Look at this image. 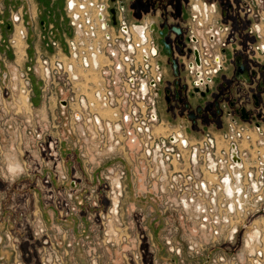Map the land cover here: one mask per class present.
<instances>
[{
    "label": "built area",
    "instance_id": "2783aa9c",
    "mask_svg": "<svg viewBox=\"0 0 264 264\" xmlns=\"http://www.w3.org/2000/svg\"><path fill=\"white\" fill-rule=\"evenodd\" d=\"M253 1L256 7L262 2ZM222 4L195 0L192 5L200 35L192 26L188 70L200 90L211 86L224 67L230 25L221 22L223 14L222 19L215 16L222 13ZM233 5L239 13L245 9L251 20V4L245 1L241 9ZM75 7V0H68L67 9L74 11ZM116 8L114 23L111 4L103 0L79 3V13L74 12L71 19L75 35L68 42L67 59L44 54L37 59L35 70L42 82L58 80L55 104L67 108L68 115L63 126L67 132L61 134L53 113L52 123L43 133L41 161L31 175L37 180V190L47 194L59 220L101 207L104 197L112 200L109 210H117L128 177L126 165L136 160L146 174L145 192L154 196L162 214L176 215L190 227L187 238H176L177 226L175 230L168 226L163 236L166 247L180 256L183 264L200 260L212 247L224 250L212 258L214 264H264V122L244 125L234 120L223 133L208 132L196 140L175 127L159 131L157 127L166 124L158 105L154 21L128 24L121 14L122 4L117 3ZM256 16L258 21L248 29L254 41H248L245 49L250 70L263 64L259 58L264 55V40L256 46L254 42L257 36H264V15L258 10ZM10 24L16 29L9 40L13 48L18 44L17 26L22 27L20 40L28 39L24 12L13 15ZM254 58L260 65L250 62ZM23 77L21 92L30 102L29 73ZM64 146L73 153L63 156ZM34 194L29 193V198ZM30 225L33 237L42 241L39 263L52 264L47 245L55 248V244L44 238L46 223L33 217ZM185 246L187 257L183 255Z\"/></svg>",
    "mask_w": 264,
    "mask_h": 264
},
{
    "label": "rangeland",
    "instance_id": "374dc122",
    "mask_svg": "<svg viewBox=\"0 0 264 264\" xmlns=\"http://www.w3.org/2000/svg\"><path fill=\"white\" fill-rule=\"evenodd\" d=\"M103 1L111 4L112 7L113 2L116 5L123 2L125 7L122 5L124 10L121 14L128 24L146 19L153 20L157 26L154 31L152 30V37L157 46L163 42V36L159 35L161 34L159 25L163 21H167L170 25H183L187 35H191L192 26H194L196 33L200 35L193 17L192 5L195 0H178L176 4L174 3L176 0H164V4L146 6L142 2L136 3L137 0ZM211 1L226 5L230 0ZM232 1L239 8L245 4V1L248 2V6L251 4L254 13L251 14L253 18L250 16V20L245 12L246 16L241 20L237 16L245 15V9H242L240 13L239 10H233L234 15H237L235 17L236 27L228 37L230 42L226 43L227 55L224 67L216 73L214 83L208 86L210 94L207 99L222 94L223 114L212 123L193 124L184 105V101L195 105L204 100L198 94L201 90L194 86L188 70L192 39H189L187 44L183 41V47L176 50L165 51L166 48L162 46L153 50L155 54L153 60H156L159 71L157 88L159 89L158 105L161 116L168 129L175 127L185 130L193 140L202 138L208 132H212L213 135L223 133L228 128L229 122L234 120L244 125L252 124L253 121L261 124L264 122L251 98L241 102L236 100L235 106L240 105L239 108H243L242 116L228 111L231 99L238 98L241 93L240 81L233 80L234 58L243 55L244 60L248 59L249 54L245 49H247L248 41H254L251 37L254 35L249 34L248 29L253 22L258 21V15L256 16L258 10L264 15V0L257 7L253 0ZM67 2L68 0H0V17L4 20L3 24L0 23V35L2 34L0 36V87L2 91L0 95V264H40L39 249L42 248V241L33 237L30 225L33 217L43 218L48 229L44 238L48 237L50 242L53 241L55 244V248L47 245V253L52 255V264L55 262L56 264H183L181 257L166 247L163 236L168 226L173 229L177 226L179 227L177 232L174 231L176 238H187L190 227L176 215L165 217L154 196L145 192L147 191L146 174L139 161L133 160L134 164L126 165L129 172L124 183V195L120 199V207L117 210H109V207L113 205L112 200L104 197L101 207L81 210L66 220L58 219L51 204L47 202V194L37 190V180L31 177L37 171V161H41L43 133L49 129L53 113L58 119L61 134L67 132V126L63 127L64 123L68 122L67 108L61 107L59 102L55 104V85H58V80L44 84L40 74L35 70L39 64L37 59L39 60L41 56L43 58V54L51 59H55V56L61 57L63 61L67 59L68 42L75 35V26L71 19H73L74 12L79 13V3H85V0H75L74 11L67 9ZM23 12L29 38L23 43L22 48H25L26 52L23 58H20L15 54L17 46L12 48L9 45V40L15 36L16 29L14 27L7 30L5 23L10 22L13 15ZM163 12L167 17L163 16ZM216 14L215 16L221 18V12ZM183 15V21H180ZM42 18L49 20L47 29L42 27ZM224 21L221 20L222 23ZM170 34L172 37L176 35L175 32ZM256 40L255 46L264 40V36H257ZM261 57L259 59L264 66V55ZM250 62L260 65L255 58ZM259 68L260 66H257V70ZM177 71L181 74L178 78L180 85L184 87L185 83L188 87L186 95L183 94L182 103L178 101L174 93H171L176 87L175 74ZM27 72L31 79L32 90L30 102L25 103L23 101L25 94L21 91L24 87L23 76ZM254 76L257 74H253ZM259 76L261 79H257L256 82L251 76L249 81H245L243 87L249 88L252 92L256 91L257 83L264 80V73ZM224 80H230L229 84L232 83L235 87V89L231 87L234 96L230 100V97L225 96L226 90L222 92L221 89ZM56 88L59 91V86ZM168 89L173 97L170 104L166 98ZM259 98L262 100L258 108L262 112L264 95ZM70 153L73 151L67 150L64 146L61 154L67 157ZM17 164L20 168L12 171L10 167H17ZM99 170L101 169H98L96 174ZM38 184L39 187L44 188L41 182ZM29 193H35V196L29 198ZM184 248L183 255L187 257V246ZM52 249L55 251L53 252ZM223 251L219 247L209 248L205 251L203 258L190 261V263L214 264L212 258ZM56 255L59 257L58 262Z\"/></svg>",
    "mask_w": 264,
    "mask_h": 264
},
{
    "label": "flooded vegetation",
    "instance_id": "af4514ba",
    "mask_svg": "<svg viewBox=\"0 0 264 264\" xmlns=\"http://www.w3.org/2000/svg\"><path fill=\"white\" fill-rule=\"evenodd\" d=\"M123 1V0H122ZM178 0L174 1V3L176 4ZM180 1V0H179ZM148 3L149 5H153V4H164V0H137L136 3ZM122 5L125 7V4H123V2H121ZM234 2L232 0H230L226 5H223V10H222V14H223V19H225V21L230 25L229 29V33L231 34L234 27H236V16L237 15H234V12H233V7H234ZM162 8V6H161ZM39 12H41V10L39 9ZM163 16L167 17L166 14L163 12ZM230 16V18H228ZM239 17L241 20H242V17L241 16H237ZM183 18H184V15L183 17L181 18L180 21H183ZM235 18V19H234ZM238 18V19H239ZM233 22V23H232ZM2 23H4V21H2ZM41 24H42V27L44 29H47L48 28V19H44L42 18L41 19ZM5 26H6V29L7 30H11V24L10 22H6L5 23ZM156 26L155 23L153 22L152 24V30L154 31L156 29ZM184 26L183 25H170L167 23V21H163L161 23V25H159V30L161 32V34H159L161 37L163 36V42L160 43L158 45V48L159 46H162L165 47V51L167 50H176L177 48H182L183 45H182V42L184 41L185 44H187L189 42V39H191V37L189 35L186 34V29L185 27L183 28ZM171 32H175L176 35L175 37H172L171 36ZM262 32L264 33V30L262 29ZM1 36V35H0ZM171 36V37H170ZM29 38V37H28ZM155 41V40H154ZM192 41V40H191ZM244 56L243 55H239V56H236V58H234V79L233 80H238L240 81L239 83V86L241 87V93H240V96L238 98H233L231 99L234 95H233V92L231 91V87H234V85L232 83L229 84V81L227 80H224L222 82V92L223 90L225 91V96L227 98H229V100L231 99V104L229 105L230 106V109H228V111L230 113H235L237 115H243L242 113V109L239 108V107L236 105L235 106V103H236V100H240L241 101H244L245 99L247 100H251L255 102V106H256V109L259 110L258 108V105L260 104L262 98H259V96L261 97L262 96V92L264 91V80H261L259 81V83H257V90L256 91H253L250 90L249 88L247 87H243V84L246 83L245 81H249L251 76L253 78V81L256 82V79H261L260 76H254L253 77V74H262L264 73V66L262 65L258 70L257 69H253V70H250V66L248 65V61L247 60H244ZM173 59V58H172ZM239 67H245V69L247 70V74L243 73L242 71L239 70ZM261 71H263L262 73H260ZM232 72V71H231ZM177 74H175L176 76V81H175V90L174 91H171V93H174L175 97L178 99V101H183V94L187 91L188 87L187 85L184 83V87L180 85V80L178 78H180L181 74L179 71L176 72ZM263 90V91H262ZM195 93V91H193ZM201 93H198L201 95V98H203L204 100L202 102H199L195 105H191L188 101H184V105H185V109L188 111V117L190 120H192L193 124L195 125H199L201 122H204V124H207V123H212V121H214L215 119H217L218 117H221L222 114H223V111H222V94L218 95V96H214V97H210L209 99H207V97L209 96L210 94V88L207 87L206 90L204 91H200ZM170 93V89L167 90V93H166V98L168 99L169 101V104L172 103V95L169 94ZM259 96H258V95ZM186 95V93H185ZM183 98V99H182ZM229 102V101H228ZM182 103V102H181ZM264 105V104H263ZM228 106L226 105V108ZM259 114H260V117H264V112H263V108H262V112L259 110L258 111ZM262 114V115H261ZM199 123V124H198ZM13 169V168H11Z\"/></svg>",
    "mask_w": 264,
    "mask_h": 264
},
{
    "label": "bare ground",
    "instance_id": "6f19581e",
    "mask_svg": "<svg viewBox=\"0 0 264 264\" xmlns=\"http://www.w3.org/2000/svg\"><path fill=\"white\" fill-rule=\"evenodd\" d=\"M137 30H139V29L137 28ZM17 31H18L17 32V36H19V38L17 39L18 40V44H17V47H18L17 54H18V57L22 58V56L24 54V50L22 48V43L23 42L20 40V35H21L22 27L21 26H17ZM135 34H136V37H137L138 36V31H135ZM0 94H1V87H0ZM23 101L25 103H27L26 96L24 97ZM106 113L107 114H110L109 111H107ZM164 127H167V126H165L164 124H161L160 126L157 127V129L159 131H163ZM11 168H13V169H11ZM17 168H20V165L17 164V167H13V166L10 167V169L12 171H15Z\"/></svg>",
    "mask_w": 264,
    "mask_h": 264
},
{
    "label": "water",
    "instance_id": "95a60500",
    "mask_svg": "<svg viewBox=\"0 0 264 264\" xmlns=\"http://www.w3.org/2000/svg\"><path fill=\"white\" fill-rule=\"evenodd\" d=\"M114 1V0H112ZM112 13H113V20H114V23H116V18H117V8H116V3L113 2V7L111 9ZM176 67V65H175ZM239 70L242 71L243 73L247 74V70L245 69V67H239ZM198 90V89H197Z\"/></svg>",
    "mask_w": 264,
    "mask_h": 264
},
{
    "label": "crops",
    "instance_id": "0c3cea01",
    "mask_svg": "<svg viewBox=\"0 0 264 264\" xmlns=\"http://www.w3.org/2000/svg\"><path fill=\"white\" fill-rule=\"evenodd\" d=\"M38 9H39V8H37V10H38ZM2 21H4V20L0 17V23H1V24H3ZM48 21H49V20H48ZM52 27H53V26L51 25V28H52ZM1 35H2V34H1ZM0 44H1V43H0Z\"/></svg>",
    "mask_w": 264,
    "mask_h": 264
},
{
    "label": "trees",
    "instance_id": "16d2710c",
    "mask_svg": "<svg viewBox=\"0 0 264 264\" xmlns=\"http://www.w3.org/2000/svg\"><path fill=\"white\" fill-rule=\"evenodd\" d=\"M143 4H144L145 6H146V5H149L148 3H143Z\"/></svg>",
    "mask_w": 264,
    "mask_h": 264
}]
</instances>
